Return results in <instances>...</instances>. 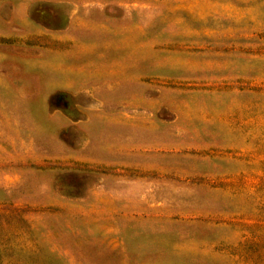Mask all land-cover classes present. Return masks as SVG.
I'll list each match as a JSON object with an SVG mask.
<instances>
[{
    "label": "rangeland",
    "instance_id": "374dc122",
    "mask_svg": "<svg viewBox=\"0 0 264 264\" xmlns=\"http://www.w3.org/2000/svg\"><path fill=\"white\" fill-rule=\"evenodd\" d=\"M0 264H264V0H0Z\"/></svg>",
    "mask_w": 264,
    "mask_h": 264
}]
</instances>
